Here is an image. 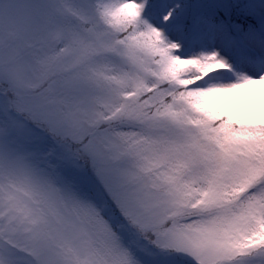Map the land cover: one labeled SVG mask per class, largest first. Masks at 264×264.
<instances>
[{
    "label": "snow or ice",
    "instance_id": "obj_1",
    "mask_svg": "<svg viewBox=\"0 0 264 264\" xmlns=\"http://www.w3.org/2000/svg\"><path fill=\"white\" fill-rule=\"evenodd\" d=\"M0 264H264V0H0Z\"/></svg>",
    "mask_w": 264,
    "mask_h": 264
}]
</instances>
